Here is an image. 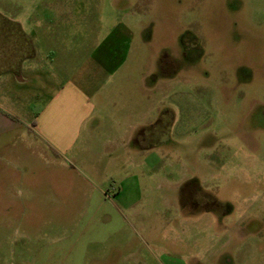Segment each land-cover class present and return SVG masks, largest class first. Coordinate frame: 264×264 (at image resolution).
Listing matches in <instances>:
<instances>
[{
	"label": "rangeland",
	"instance_id": "obj_1",
	"mask_svg": "<svg viewBox=\"0 0 264 264\" xmlns=\"http://www.w3.org/2000/svg\"><path fill=\"white\" fill-rule=\"evenodd\" d=\"M0 15L40 40L31 107L70 80L98 117L106 94L121 108L64 155L26 131L0 153V264H264V0H0ZM131 125L137 146L110 152Z\"/></svg>",
	"mask_w": 264,
	"mask_h": 264
},
{
	"label": "crops",
	"instance_id": "obj_2",
	"mask_svg": "<svg viewBox=\"0 0 264 264\" xmlns=\"http://www.w3.org/2000/svg\"><path fill=\"white\" fill-rule=\"evenodd\" d=\"M26 26L30 28V25ZM26 26L23 22L0 15V153L11 155L9 151L14 146L13 142L21 143V131H26L57 156L64 155L72 149L85 123L92 134L103 124L105 114L121 108L116 104L109 105L106 94L99 105L101 115L98 117L90 96L70 80L54 92L39 110L31 107L29 103L36 101L38 96L43 100V64L39 63L40 40L33 35V31L28 32ZM51 54L48 55L50 62ZM108 62L102 60L99 64L105 69ZM110 62L113 67L108 73L112 77L117 74L122 62H118L117 57ZM127 129L126 136L114 132L108 136L110 141H115L109 146L110 152L116 153L125 141L133 146L136 144L140 128L131 125ZM11 157L19 160L22 150L13 152Z\"/></svg>",
	"mask_w": 264,
	"mask_h": 264
},
{
	"label": "flooded vegetation",
	"instance_id": "obj_3",
	"mask_svg": "<svg viewBox=\"0 0 264 264\" xmlns=\"http://www.w3.org/2000/svg\"><path fill=\"white\" fill-rule=\"evenodd\" d=\"M186 54V53H185ZM184 55V54H183ZM161 72H165L167 69L172 68V70L176 69V64L174 63L173 59H168L161 61L160 63ZM180 199L181 204L186 207H196L199 206V203L197 202V194L194 193L189 187H181L180 188ZM211 205H215V203H211Z\"/></svg>",
	"mask_w": 264,
	"mask_h": 264
}]
</instances>
